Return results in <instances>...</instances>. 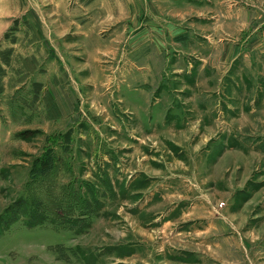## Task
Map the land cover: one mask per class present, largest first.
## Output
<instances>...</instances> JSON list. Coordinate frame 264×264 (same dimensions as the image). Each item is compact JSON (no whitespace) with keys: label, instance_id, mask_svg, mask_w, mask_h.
<instances>
[{"label":"rangeland","instance_id":"obj_1","mask_svg":"<svg viewBox=\"0 0 264 264\" xmlns=\"http://www.w3.org/2000/svg\"><path fill=\"white\" fill-rule=\"evenodd\" d=\"M95 1L0 42V264H264V0Z\"/></svg>","mask_w":264,"mask_h":264},{"label":"crops","instance_id":"obj_2","mask_svg":"<svg viewBox=\"0 0 264 264\" xmlns=\"http://www.w3.org/2000/svg\"><path fill=\"white\" fill-rule=\"evenodd\" d=\"M95 2H98V0ZM88 8L89 7H87V9ZM118 10L123 16L126 14L130 15V9L125 3L122 7H119ZM20 11L21 0H0V42L5 32L8 30L11 21L20 14ZM133 17L135 18V16Z\"/></svg>","mask_w":264,"mask_h":264},{"label":"trees","instance_id":"obj_3","mask_svg":"<svg viewBox=\"0 0 264 264\" xmlns=\"http://www.w3.org/2000/svg\"><path fill=\"white\" fill-rule=\"evenodd\" d=\"M25 134H28V133L25 132L23 135H25ZM25 136H27V135H25ZM25 136H24V137H25Z\"/></svg>","mask_w":264,"mask_h":264}]
</instances>
